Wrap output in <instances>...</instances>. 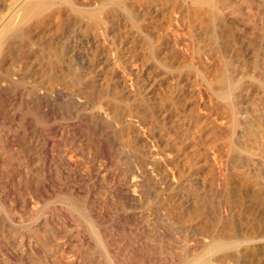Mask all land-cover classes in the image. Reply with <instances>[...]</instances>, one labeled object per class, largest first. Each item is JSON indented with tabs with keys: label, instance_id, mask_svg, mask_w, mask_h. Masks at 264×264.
<instances>
[{
	"label": "bare ground",
	"instance_id": "bare-ground-1",
	"mask_svg": "<svg viewBox=\"0 0 264 264\" xmlns=\"http://www.w3.org/2000/svg\"><path fill=\"white\" fill-rule=\"evenodd\" d=\"M254 148L264 0H0V264H264Z\"/></svg>",
	"mask_w": 264,
	"mask_h": 264
},
{
	"label": "rangeland",
	"instance_id": "rangeland-1",
	"mask_svg": "<svg viewBox=\"0 0 264 264\" xmlns=\"http://www.w3.org/2000/svg\"><path fill=\"white\" fill-rule=\"evenodd\" d=\"M251 151H253L252 152V155L250 154L249 155V158L252 160V161H255V162H258L259 161V163H262L263 165H264V151H262V150H258V149H253V150H251ZM253 154H254V156H253Z\"/></svg>",
	"mask_w": 264,
	"mask_h": 264
}]
</instances>
